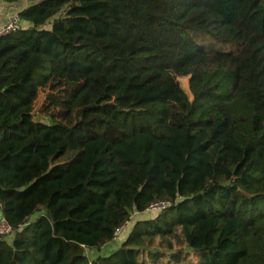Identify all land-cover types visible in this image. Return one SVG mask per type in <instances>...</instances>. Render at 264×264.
<instances>
[{"label":"trees","instance_id":"obj_1","mask_svg":"<svg viewBox=\"0 0 264 264\" xmlns=\"http://www.w3.org/2000/svg\"><path fill=\"white\" fill-rule=\"evenodd\" d=\"M0 1V264H264V0Z\"/></svg>","mask_w":264,"mask_h":264},{"label":"rangeland","instance_id":"obj_2","mask_svg":"<svg viewBox=\"0 0 264 264\" xmlns=\"http://www.w3.org/2000/svg\"><path fill=\"white\" fill-rule=\"evenodd\" d=\"M50 23V21H49ZM206 34V33H205ZM209 35V34H207ZM210 36V35H209ZM213 37H208V36H204V35H198V42L199 43H203L205 45H212L214 44L215 42V47L216 48H223L221 46L222 44V41L220 40H216V39H211ZM214 40V41H213ZM226 49H229V48H232L233 46L230 45V44H224L223 45ZM179 80H180V85L181 87L184 89L185 92L188 93V95L191 97V92H190V88H189V83H188V76H182V77H179ZM65 92L66 90L64 89V87L62 86H59L57 84H54V85H47L43 88H40L38 90V93H37V97L33 103V112L39 116V118H41L42 120H47L50 118V115L53 113V117L54 119L56 120H59V121H62L64 123H67L68 120L67 119H64L63 118V114L65 113V109L61 106H52L51 105V101L52 100H56V99H63L65 97ZM68 156H63L61 158H59V162H63L65 160H67ZM146 212L149 214V215H153L154 213H157L159 212L158 210H146ZM138 215L135 214L134 216H132L129 220V222H132L135 217H137ZM128 222V223H129ZM131 228V225L130 223L122 230V232L116 237V240L118 243H122V241L126 238L129 230ZM12 234L7 236L6 238H11ZM181 256H183L184 260L187 262V264H194L196 259H197V255L195 252H193L191 250V248L189 247H184L182 250H181ZM145 254H141L139 253L138 256H137V259L138 261H141L143 259V256ZM145 259H146V262L147 263H150L151 261V258L149 256H146L145 255ZM161 263L162 264H165L166 262V258H162L161 257ZM172 260H170L171 262ZM170 264H174V263H170Z\"/></svg>","mask_w":264,"mask_h":264},{"label":"built area","instance_id":"obj_3","mask_svg":"<svg viewBox=\"0 0 264 264\" xmlns=\"http://www.w3.org/2000/svg\"><path fill=\"white\" fill-rule=\"evenodd\" d=\"M21 20L16 13H12L6 17L4 22L0 23V36L7 35L14 31L17 27L20 26ZM168 205L167 200H158L149 204L146 210H158L162 211ZM128 225V221H125L120 226L116 227L113 232V239L122 232V230ZM13 234V228L10 223L1 216L0 214V236H9Z\"/></svg>","mask_w":264,"mask_h":264},{"label":"crops","instance_id":"obj_4","mask_svg":"<svg viewBox=\"0 0 264 264\" xmlns=\"http://www.w3.org/2000/svg\"><path fill=\"white\" fill-rule=\"evenodd\" d=\"M17 8L10 6L2 1H0V23L4 22L7 16L12 14L13 12H16ZM22 26H29L27 22H21ZM116 239H113L111 242L107 243L105 246L102 247L101 252H109L115 248H117L120 243L115 241ZM97 254L96 250H88L87 256L89 259H92Z\"/></svg>","mask_w":264,"mask_h":264}]
</instances>
